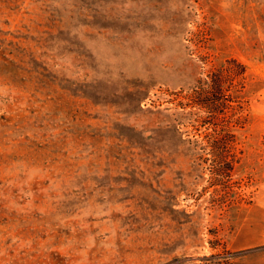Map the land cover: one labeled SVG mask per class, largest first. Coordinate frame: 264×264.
I'll list each match as a JSON object with an SVG mask.
<instances>
[{
    "label": "rangeland",
    "instance_id": "obj_1",
    "mask_svg": "<svg viewBox=\"0 0 264 264\" xmlns=\"http://www.w3.org/2000/svg\"><path fill=\"white\" fill-rule=\"evenodd\" d=\"M0 264H264V0H0Z\"/></svg>",
    "mask_w": 264,
    "mask_h": 264
},
{
    "label": "trees",
    "instance_id": "obj_2",
    "mask_svg": "<svg viewBox=\"0 0 264 264\" xmlns=\"http://www.w3.org/2000/svg\"><path fill=\"white\" fill-rule=\"evenodd\" d=\"M238 67H239V65H237L236 61L232 60L228 63V66H226L225 68L221 67V68L217 69L216 72L214 73L213 77L211 78L209 88L205 94L207 96L216 97V98H214L215 101H212L211 103H206V105H204L205 102H200V104L203 105L202 106L203 108L210 110L208 112L209 114L212 112H215V110H217V113H218V111L220 109H222L221 106L222 107L225 106V103L220 101V96L223 92V87L226 85V83H227V85H229L233 89L236 88L237 86L243 87L244 67L240 66V68H239L240 70L238 69ZM231 99H232V102H236L234 100L235 95L233 97H231ZM207 119H208L207 121L205 119L202 121L203 124L207 123V124L212 125L213 126L212 130L216 131L217 133L225 134L231 128V123L229 121H227L226 119L222 121L221 119L216 118V117H212V116L207 117ZM224 136H222V137H224ZM227 144H228V142L223 141V139H213L210 142V146L216 150L221 149V148L224 149V146ZM215 174L217 175L218 173H215Z\"/></svg>",
    "mask_w": 264,
    "mask_h": 264
}]
</instances>
